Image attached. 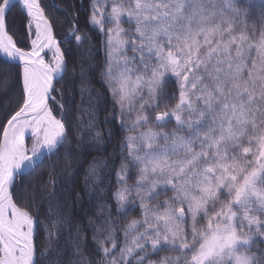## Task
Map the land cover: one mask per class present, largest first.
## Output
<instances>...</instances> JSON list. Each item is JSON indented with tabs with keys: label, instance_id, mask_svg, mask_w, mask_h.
Segmentation results:
<instances>
[{
	"label": "snow or ice",
	"instance_id": "obj_1",
	"mask_svg": "<svg viewBox=\"0 0 264 264\" xmlns=\"http://www.w3.org/2000/svg\"><path fill=\"white\" fill-rule=\"evenodd\" d=\"M85 11L81 28L45 0H0V82L18 86L0 101V264H264V0ZM73 159L79 191L61 180ZM46 163L41 212L25 179Z\"/></svg>",
	"mask_w": 264,
	"mask_h": 264
},
{
	"label": "trees",
	"instance_id": "obj_2",
	"mask_svg": "<svg viewBox=\"0 0 264 264\" xmlns=\"http://www.w3.org/2000/svg\"><path fill=\"white\" fill-rule=\"evenodd\" d=\"M45 2L48 5L55 4L59 6L60 8H63L68 11H73V14L79 15V23L81 28H85V19H86V11L89 0H45ZM75 10H79L78 13ZM55 20V33L57 36V39H61L65 36L67 32L68 24L66 23V17L64 12L56 11L55 9H51L50 13ZM90 35L92 36V48L95 51V49L101 48L102 44V37L95 32H90ZM104 59V53L101 49L100 51L95 53V59L92 61L93 64L97 67L102 66ZM81 63H87V57L85 61H81ZM12 75H15V71L13 70ZM99 76L97 73L96 78H93L91 80V86L94 89V92H101L107 95L105 88L98 82ZM15 88V90H13ZM67 91H72L76 94L77 101H79V93L76 91L74 87H70L67 89ZM8 93L9 99H14L18 94V86L14 84L13 79L9 78L7 84L0 82V101L3 100L4 94ZM112 104L111 101L108 100L106 102V107L103 108L102 111H100L99 115L101 117V121L103 120V117L106 113H108L111 110ZM0 118H2V114H0ZM112 127V125H105L104 123L100 124V128L103 129V135L107 136V129ZM114 130V129H113ZM123 133H117L114 138L111 140V142L108 144L107 152H112L113 149L116 147L118 141L120 140ZM86 139H90V137H87ZM96 154V153H93ZM86 163L83 165L77 164L76 161L73 159L69 162V166L67 168V171L64 173L63 177L61 178L62 183L68 185L69 187H74L76 191H79L83 187L84 183V177L85 172L84 168L86 167ZM64 161H60V165H63ZM60 165H58L55 169L56 172L60 171ZM49 165L46 163L43 166V170H37L36 174L32 177H28L25 179V183H31L32 187L36 189V199L37 204L40 206L41 212H43L48 204V201L46 199L48 191L52 188L51 184H45V181L48 179L47 176V170L49 169ZM76 169H79V171H75ZM52 179H56L55 176L52 177ZM109 180L113 181V184L115 182V177L109 176L105 179V184L108 183ZM91 187V185H89ZM59 191V188L57 189ZM72 204L68 203L65 205L64 211L68 212L71 211Z\"/></svg>",
	"mask_w": 264,
	"mask_h": 264
}]
</instances>
